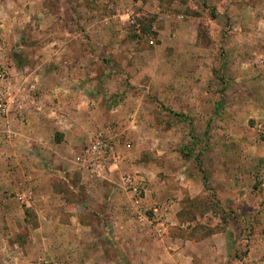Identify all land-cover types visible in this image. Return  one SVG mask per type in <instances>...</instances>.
I'll return each instance as SVG.
<instances>
[{
	"label": "rangeland",
	"instance_id": "1",
	"mask_svg": "<svg viewBox=\"0 0 264 264\" xmlns=\"http://www.w3.org/2000/svg\"><path fill=\"white\" fill-rule=\"evenodd\" d=\"M0 99V264H264V0H0Z\"/></svg>",
	"mask_w": 264,
	"mask_h": 264
},
{
	"label": "built area",
	"instance_id": "2",
	"mask_svg": "<svg viewBox=\"0 0 264 264\" xmlns=\"http://www.w3.org/2000/svg\"><path fill=\"white\" fill-rule=\"evenodd\" d=\"M5 113H6V108L4 106V103L0 101V115H4Z\"/></svg>",
	"mask_w": 264,
	"mask_h": 264
},
{
	"label": "crops",
	"instance_id": "3",
	"mask_svg": "<svg viewBox=\"0 0 264 264\" xmlns=\"http://www.w3.org/2000/svg\"><path fill=\"white\" fill-rule=\"evenodd\" d=\"M105 207V206H104ZM107 207H105L104 209L106 210Z\"/></svg>",
	"mask_w": 264,
	"mask_h": 264
}]
</instances>
